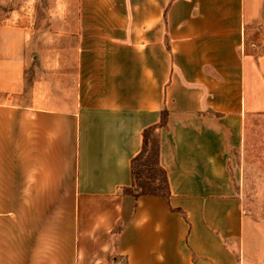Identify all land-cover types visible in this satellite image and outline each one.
Returning <instances> with one entry per match:
<instances>
[{
    "label": "crops",
    "instance_id": "1",
    "mask_svg": "<svg viewBox=\"0 0 264 264\" xmlns=\"http://www.w3.org/2000/svg\"><path fill=\"white\" fill-rule=\"evenodd\" d=\"M80 1L102 81L82 101L34 84L7 105L26 72L0 47V264H249L228 166L264 105V0ZM164 109L169 204L135 201L120 189Z\"/></svg>",
    "mask_w": 264,
    "mask_h": 264
},
{
    "label": "rangeland",
    "instance_id": "2",
    "mask_svg": "<svg viewBox=\"0 0 264 264\" xmlns=\"http://www.w3.org/2000/svg\"><path fill=\"white\" fill-rule=\"evenodd\" d=\"M89 2L92 7L88 8L100 4ZM82 5L80 0H0V47L6 53L18 52L26 72V92L12 95L7 105H28L34 84L67 101H82L86 92L101 89L102 81L96 79L100 74L95 71L99 66L81 55L89 48H78L80 36L89 38L86 44L101 37L80 33L77 10ZM255 108L249 118L252 134L245 135L228 169L242 204L245 258L249 264H264V105ZM227 245L238 248L235 242Z\"/></svg>",
    "mask_w": 264,
    "mask_h": 264
},
{
    "label": "trees",
    "instance_id": "3",
    "mask_svg": "<svg viewBox=\"0 0 264 264\" xmlns=\"http://www.w3.org/2000/svg\"><path fill=\"white\" fill-rule=\"evenodd\" d=\"M25 92L26 86H24ZM167 117L168 111L162 110L159 123L142 131L141 150L130 162V186L122 188L120 191L123 195L132 197L135 201L141 197H161L169 204L168 179L166 172L159 165L158 134L160 129L166 128ZM169 209L174 211L170 207ZM174 212L180 213L178 210Z\"/></svg>",
    "mask_w": 264,
    "mask_h": 264
}]
</instances>
